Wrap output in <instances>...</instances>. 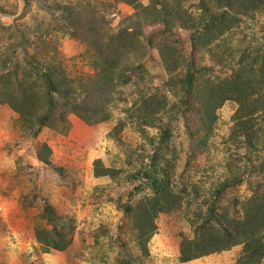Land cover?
<instances>
[{"label": "rangeland", "instance_id": "1", "mask_svg": "<svg viewBox=\"0 0 264 264\" xmlns=\"http://www.w3.org/2000/svg\"><path fill=\"white\" fill-rule=\"evenodd\" d=\"M202 3L216 10L210 0H139L131 5L121 0H0V89L5 83L16 88L17 80L27 76L23 38L28 56L41 64L53 57L75 84L91 86L97 75L93 65L98 50L92 42L99 41L98 27L105 38L113 36L119 67L132 66L136 73L125 84L115 85L119 94L107 106L110 115L103 122L88 124L67 114L55 129L41 127L33 135L17 112L0 103V264L238 263L242 245L185 263L179 260V246L183 238H194L197 215L209 210L213 196L216 211L237 216L264 183V111L258 114L255 128L260 131L250 148L234 129L236 101L217 109L212 130L205 133L192 112L181 115L172 110L181 98L180 84L174 83L192 62L197 89L205 80L216 84L241 70H251L254 85L261 87L260 64L253 59L264 53V6L214 39L210 29L188 31L155 21L161 20L162 7L172 15L180 11L181 17L197 19ZM61 6L81 15L76 36L58 18ZM88 24L84 35L80 29ZM12 61L19 62L17 76L2 66ZM28 80L34 82V91L43 93L39 75ZM40 96L27 110H45ZM149 96L162 100L165 107L154 125L139 120L142 102ZM147 136L160 147L154 149ZM146 153L159 155L161 174L167 173L164 180L182 198L176 211L155 218L148 256L137 244L128 211L152 194L150 180L161 179L150 159L142 161ZM95 161L113 175L95 177ZM48 207L62 222L55 228L46 216ZM59 227L64 228L60 233L66 247L48 249L38 234L48 238ZM257 264H264V257Z\"/></svg>", "mask_w": 264, "mask_h": 264}, {"label": "trees", "instance_id": "2", "mask_svg": "<svg viewBox=\"0 0 264 264\" xmlns=\"http://www.w3.org/2000/svg\"><path fill=\"white\" fill-rule=\"evenodd\" d=\"M131 5L139 0H121ZM216 8L214 13L205 5L201 4L202 14L196 19L188 15L186 18L180 16V11L173 12L162 7V15L156 22H162L165 26L178 24L185 30L205 28L214 32L219 37L226 30L231 29L234 24L243 18H249L257 13L264 6V0H210ZM60 12L59 19L65 24L68 33L76 36L75 30L80 27L79 21L81 15L74 11V8L61 6L57 8ZM83 34L89 32V24L81 27ZM100 27L95 30L98 40L92 42L98 50V57L95 59L93 67L97 75L90 80L91 86L85 84H75L74 80L67 76L63 68H58L54 63V58L45 60L43 64L38 63L33 56H28L25 50V39L20 42L21 52L26 67L23 68L25 78L17 80L16 88L5 86L0 89V103L5 102L11 109L17 112L24 122H26L29 131L35 135L41 127L55 129L56 126L65 121L67 114H74L88 124L107 121L109 111L107 106L114 103L119 94L115 88L117 84H125L131 76H136L135 68L132 66L119 67L116 54L112 52L113 44L110 39L101 34ZM254 63L260 64L258 79L261 80V87L254 85L255 76L250 70H241L231 78L221 80L213 84L210 80H205L203 88L194 87L195 67L189 62L186 75L179 78L175 83L180 84L181 94L180 104L173 106L172 110H177L181 115L185 112H192L200 123L202 132H210L215 121V112L224 102L234 100L238 104L234 114L235 131H238L245 144L254 148L257 140V133L260 131L255 128L258 120V114L264 111V53L253 59ZM14 66V69L10 66ZM19 62H3L2 66L12 76H17L15 66ZM32 74L39 75L43 80V93L34 91V82L30 83L29 78ZM138 76V74H137ZM34 86V87H33ZM40 93V94H39ZM41 95V96H40ZM44 101V111L34 109L27 110L36 98ZM263 99H262V98ZM144 113L139 117L144 125H154V121H160L158 115L165 110L162 100L149 96L142 102ZM55 112H57L55 114ZM30 113V114H29ZM33 114V115H32ZM207 136V135H206ZM148 142L157 149L158 144L154 138H146ZM161 143L163 141L159 139ZM204 144L203 142H200ZM164 144V143H163ZM148 158L154 165L155 176L150 180L149 187L152 194L143 196L132 208L130 213L133 216V228L136 231V241L144 256H148L147 245L152 235L155 234V218L160 213H172L181 206L182 198L174 193L167 182V173H162L160 169V157L158 154L146 153L142 161ZM145 161V160H144ZM99 161H95L94 176L105 177L113 175L111 170L100 168ZM152 168V169H154ZM149 179L152 175L148 170H144ZM153 172V171H152ZM239 180L238 177L235 178ZM234 179V180H235ZM259 189L243 203L241 214L234 216L228 210L220 212L214 209L215 197L209 199V210L206 213L197 215L199 223L195 226V235L193 239L183 238L180 242L179 260L181 263L193 259L219 253L230 249L233 246L242 245V256L237 264H257L264 257V183L258 185ZM223 187V185L221 186ZM220 189V188H219ZM218 192V191H217ZM47 218L53 227H57L62 222L56 217L54 211L48 207ZM127 211V212H128ZM64 228L54 229V235L48 238H40V241L49 249L64 250L66 242L64 236L60 233ZM128 264V263H126Z\"/></svg>", "mask_w": 264, "mask_h": 264}]
</instances>
